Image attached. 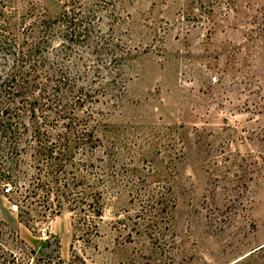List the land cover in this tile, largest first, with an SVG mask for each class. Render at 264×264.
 I'll return each mask as SVG.
<instances>
[{
    "label": "rangeland",
    "instance_id": "1",
    "mask_svg": "<svg viewBox=\"0 0 264 264\" xmlns=\"http://www.w3.org/2000/svg\"><path fill=\"white\" fill-rule=\"evenodd\" d=\"M6 6L48 39L44 86L0 81V264H264V0ZM62 152L97 231L24 190Z\"/></svg>",
    "mask_w": 264,
    "mask_h": 264
},
{
    "label": "trees",
    "instance_id": "2",
    "mask_svg": "<svg viewBox=\"0 0 264 264\" xmlns=\"http://www.w3.org/2000/svg\"><path fill=\"white\" fill-rule=\"evenodd\" d=\"M70 1L72 4H76L77 0ZM6 3H11V0H0V81L2 86H5L9 90H13V92H21L25 97V91L28 89L32 90L33 88L44 86V84L41 83L42 81L38 76V72H40V66L44 63L43 59H41L40 52L43 51L42 47L46 43V39H48V37H46L47 25L39 21V25L36 26L33 22L32 25L34 28H30L31 34L28 36V38L31 39V35H33L31 42L27 43L25 41L24 44H20L17 36L19 30L16 32V29L17 27H22L20 25H26L22 22L24 16L19 17L20 22H18L19 20L16 18V12H10L5 15L3 9L7 7ZM5 56L14 57L12 66L9 69H7L6 65L2 64V61L6 62ZM17 96L18 95L11 92L8 93V103L7 105L4 103L5 107L2 108L4 115L10 117L16 115V109L11 108L9 102L13 103L14 101L12 100ZM19 109L20 108H18V110ZM21 110L22 109H20V111ZM44 151H46V149ZM70 165L72 164L69 159V154L62 152L59 157V163L56 165V168L53 169L57 181L53 183L52 181L45 182L40 180L36 185H30L24 188V190L29 193L27 194L28 197L31 196L40 201L38 202L40 204L37 205L38 207L42 205L41 209L39 210L36 207L34 210L35 212L39 210L40 214L43 213V217H45V214L48 212L50 214H58L63 206H66L70 211L75 212L79 216V223L82 222L84 226L92 231H97L96 220L102 217L98 199L95 200L94 203H90L88 199L84 198L82 193L75 191L74 187H72V183L66 176V168ZM8 179L6 173L0 174L1 184H4ZM30 188H32V190H30ZM9 191H11V189H9ZM30 205H33V203L31 202ZM24 213L28 214L27 212Z\"/></svg>",
    "mask_w": 264,
    "mask_h": 264
},
{
    "label": "built area",
    "instance_id": "3",
    "mask_svg": "<svg viewBox=\"0 0 264 264\" xmlns=\"http://www.w3.org/2000/svg\"><path fill=\"white\" fill-rule=\"evenodd\" d=\"M7 191H9V189Z\"/></svg>",
    "mask_w": 264,
    "mask_h": 264
}]
</instances>
